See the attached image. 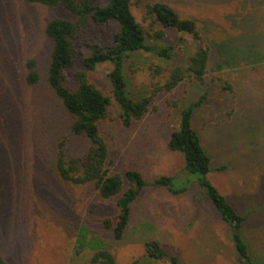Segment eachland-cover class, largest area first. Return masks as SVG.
Masks as SVG:
<instances>
[{"label":"rangeland","instance_id":"rangeland-1","mask_svg":"<svg viewBox=\"0 0 264 264\" xmlns=\"http://www.w3.org/2000/svg\"><path fill=\"white\" fill-rule=\"evenodd\" d=\"M98 1L105 5L108 0ZM155 1L134 0L133 12L148 29L146 4ZM165 1L181 15L196 18L209 44L214 36L225 37L224 53L211 44L203 83L188 75L174 90L163 88L171 71L186 68L195 51L191 35L166 29L167 37L158 41L173 46L171 60L137 51L126 61L132 95L157 91L149 112L134 125L122 122L109 64L90 70L79 61L66 69V84L76 89V72L86 69L111 97L108 115L100 121L111 171L136 169L149 183L161 175L187 174L184 155L169 146L170 134L181 110L203 96L194 125L213 158L207 177L247 215L245 238L254 260L264 264V0ZM57 17L76 19L64 5L0 0V254L9 264H86L102 245L115 254L116 264H171L147 256L146 241L156 239L178 253L183 264H239L229 224L198 183L180 195L149 186L133 204L129 227L118 240L114 226L120 195L107 199L93 184L77 185L59 176V142L66 137L68 156H83L91 143L71 131L73 118L48 81L53 40L45 29ZM117 31L115 21L93 22L81 33L79 49H88L87 42L111 44ZM235 48L246 58L220 67ZM30 59L37 61L41 76L35 85L27 81ZM191 177L198 180L200 174ZM128 186L125 181L124 189ZM108 218L111 227L105 225Z\"/></svg>","mask_w":264,"mask_h":264},{"label":"trees","instance_id":"trees-1","mask_svg":"<svg viewBox=\"0 0 264 264\" xmlns=\"http://www.w3.org/2000/svg\"><path fill=\"white\" fill-rule=\"evenodd\" d=\"M48 6L64 5L76 19L57 17L46 26V34L53 40L51 61L48 69V81L56 94L61 98L64 107L72 116L71 131L89 138L91 146L83 156H68L65 151L66 137L59 142L56 158V170L62 180L77 185L93 184L99 189L102 197L112 198L120 195L117 205L119 212L114 226L116 239L121 240L129 227L133 204L149 186L164 187L170 193L180 195L198 183L219 211L221 217L229 224L230 235L239 264H257L250 245L244 235V224L247 215L219 190L207 177L213 167V158L208 152L201 134L194 125L196 108L203 96L181 110L178 126L171 132L169 146L184 155L187 174L181 178L174 175H161L149 183L142 172L129 169L124 174L111 171L110 148L100 130V121L108 115L111 97L90 80L88 71L109 64V76L112 82L113 97L120 107V117L125 126H132L141 121L149 112L156 96L132 95L125 75V64L133 53L145 51L169 61L173 56V46L162 44L167 37L166 29L192 37L195 51L190 54L187 66L179 65L170 74L163 88L172 91L189 75L203 83L208 73L211 44L224 53L225 37H213L211 44L206 40L198 21L194 17L183 16L170 2L157 0L146 4V17L151 19L150 29L137 20L133 12L134 0H108L105 5L98 0H27ZM115 21L118 31L111 44L88 43V49H79L78 39L81 33L91 27ZM161 25L163 28H156ZM157 39L149 43L148 38ZM223 47V48H222ZM244 50L235 51L226 57L222 68L240 64L246 58ZM227 53V52H226ZM81 61L86 69L76 72L77 88L71 89L66 84V69ZM30 69L27 81L35 85L40 80L37 61H28ZM159 90V89H158ZM178 106V102L174 103ZM200 174L198 180L191 177ZM125 181L129 186L124 189ZM203 197V194L199 196ZM105 225L111 227L113 222L106 219ZM84 238H87L86 236ZM146 254L154 259H168L171 264H183L178 253L166 249L158 240L151 239L145 243ZM115 254L105 246H96L86 264H116ZM0 264H9L0 254Z\"/></svg>","mask_w":264,"mask_h":264}]
</instances>
